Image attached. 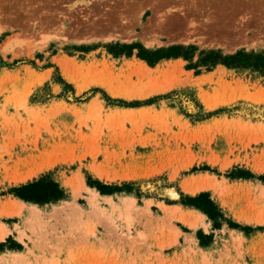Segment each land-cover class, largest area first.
<instances>
[{
  "label": "rangeland",
  "instance_id": "1",
  "mask_svg": "<svg viewBox=\"0 0 264 264\" xmlns=\"http://www.w3.org/2000/svg\"><path fill=\"white\" fill-rule=\"evenodd\" d=\"M117 42L264 53V0H0V264H264V73ZM43 173L66 197L12 192ZM202 191L216 218L182 203Z\"/></svg>",
  "mask_w": 264,
  "mask_h": 264
},
{
  "label": "trees",
  "instance_id": "2",
  "mask_svg": "<svg viewBox=\"0 0 264 264\" xmlns=\"http://www.w3.org/2000/svg\"><path fill=\"white\" fill-rule=\"evenodd\" d=\"M135 49H138L136 55L147 61L150 65H154L163 59L181 57L187 60V69H195L198 73L201 72L203 68L205 70H211L218 64L225 65L228 68H250L264 73V53L254 51L248 52L244 48L227 54H224L221 50L215 49L200 50L198 52L197 59H194L198 48L193 44H173L168 47L148 49L140 42H117L109 47V51L115 56L122 54L131 56L133 55ZM2 63L5 62L2 61ZM6 66L12 67L10 64H6ZM58 78L59 82L63 83L66 88H70L73 92H75L72 83L64 80L61 76H58ZM48 95V90L46 88H41L33 94L32 100L34 102H43L48 99ZM174 96H176L178 102L180 103L181 111L195 120H203L215 113H218V111L205 112L201 102L194 96V94H192V92L187 90H175L168 94L159 95L156 98H173ZM119 101L126 106L139 105L138 102L128 104L124 100ZM153 102L154 99H149L144 103L151 104ZM96 183L99 184V189L103 193H112L123 189L127 191L133 190V185L129 182H125L122 187L102 184L100 181H96ZM12 192L21 199L41 204L66 197L65 189L61 186L60 182L51 178V175L48 173H43L38 178L15 186L12 188ZM182 203L202 208L213 218H216L217 214H220L214 200L211 199L209 191H202L194 196L186 195L184 196Z\"/></svg>",
  "mask_w": 264,
  "mask_h": 264
}]
</instances>
